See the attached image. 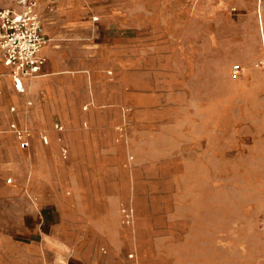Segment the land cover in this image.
Here are the masks:
<instances>
[{
	"label": "rangeland",
	"instance_id": "1",
	"mask_svg": "<svg viewBox=\"0 0 264 264\" xmlns=\"http://www.w3.org/2000/svg\"><path fill=\"white\" fill-rule=\"evenodd\" d=\"M244 5L252 10L235 15L245 27L236 38L256 45V62L226 61L242 53L222 48L202 72L195 53H177L181 68L165 79L144 78L139 94L138 77L126 69L112 87L121 82L126 89L116 96L125 104L117 133L61 141L56 157L44 160L56 197L105 200L93 207L109 217L105 236L61 240L87 264L103 251L139 264H250L243 250L264 245V0ZM80 127L89 130L87 121ZM45 240L51 245V237Z\"/></svg>",
	"mask_w": 264,
	"mask_h": 264
},
{
	"label": "crops",
	"instance_id": "2",
	"mask_svg": "<svg viewBox=\"0 0 264 264\" xmlns=\"http://www.w3.org/2000/svg\"><path fill=\"white\" fill-rule=\"evenodd\" d=\"M244 1L38 0L35 12L47 39L41 75L24 80L25 90L18 93L0 62V264H87L61 240L81 243L90 234L105 236L109 217L93 212L105 200L56 197L55 180L44 177V160L56 157L61 141H103L117 133L116 118L124 115L125 104L116 96L126 89L121 82L119 89L112 87L126 69L138 77L134 91L139 94L144 78L165 79L181 68L177 53H195L196 70L202 72L213 68L222 48L242 53L226 61L256 62V45L236 38L245 27L235 15L252 10ZM9 5L10 0H0V8ZM18 121L30 130L25 151L9 130ZM82 121L88 131L80 127ZM54 122L64 129H53ZM8 177L13 181L6 182ZM103 255L88 264H139L123 254ZM241 258L264 264V245L243 250Z\"/></svg>",
	"mask_w": 264,
	"mask_h": 264
},
{
	"label": "built area",
	"instance_id": "3",
	"mask_svg": "<svg viewBox=\"0 0 264 264\" xmlns=\"http://www.w3.org/2000/svg\"><path fill=\"white\" fill-rule=\"evenodd\" d=\"M11 5L0 8V62L7 69L9 77L18 93L25 90L24 80H32L42 73L44 58L42 49L47 43L42 34L35 8L38 0H10ZM232 73L237 75L241 68L234 65ZM14 111V108L11 109ZM58 132L63 130L60 124H55ZM9 130L20 149L29 147V131L16 123L9 125ZM43 144H47L46 136L41 137ZM67 150L61 148L62 158L67 157ZM9 182V181H7ZM125 219L131 222V216L126 214ZM132 258V255H129Z\"/></svg>",
	"mask_w": 264,
	"mask_h": 264
}]
</instances>
